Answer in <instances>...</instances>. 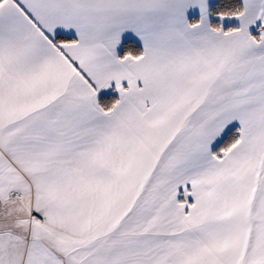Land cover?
Segmentation results:
<instances>
[{
	"label": "snow or ice",
	"instance_id": "6c2138e0",
	"mask_svg": "<svg viewBox=\"0 0 264 264\" xmlns=\"http://www.w3.org/2000/svg\"><path fill=\"white\" fill-rule=\"evenodd\" d=\"M0 264H264V0H0Z\"/></svg>",
	"mask_w": 264,
	"mask_h": 264
}]
</instances>
